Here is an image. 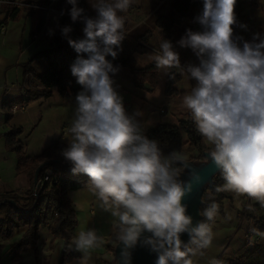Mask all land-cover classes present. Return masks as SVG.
Here are the masks:
<instances>
[{
	"label": "clouds",
	"instance_id": "9594fccd",
	"mask_svg": "<svg viewBox=\"0 0 264 264\" xmlns=\"http://www.w3.org/2000/svg\"><path fill=\"white\" fill-rule=\"evenodd\" d=\"M66 2L71 5V21L84 24V38L68 39L77 53L70 73L80 90L74 98L71 140L60 155L72 174L87 177L85 186L97 207L113 218V236L121 246L119 264H131L130 250L138 243L156 254L154 264H194L192 257L203 256L214 239L211 226L204 221L193 225L182 203L201 178L193 173L187 181L179 179L173 165L180 158L162 154L140 128L141 112L129 114L114 86L120 66L113 61L127 35L125 17L119 13H126L135 0H95L90 5L96 18L85 15L78 0ZM236 2L203 0L202 11L194 18L201 30L187 29L177 41L180 48L193 52L198 64L182 66L172 42L163 38L150 59L170 79L175 76L170 70L178 69L195 81L183 95L182 106L211 145L208 155L224 180L216 191L245 197L264 208V37L254 33L251 41L233 38L234 26L247 28L238 25ZM70 31V26L61 28L65 37ZM247 210L255 211L252 204ZM218 211L213 201L203 216L212 221ZM251 231L264 236L256 228ZM184 233L188 244L181 240ZM66 244L82 254L79 264H88L104 239L96 229H79ZM210 264L222 262L213 258Z\"/></svg>",
	"mask_w": 264,
	"mask_h": 264
},
{
	"label": "crops",
	"instance_id": "0c3cea01",
	"mask_svg": "<svg viewBox=\"0 0 264 264\" xmlns=\"http://www.w3.org/2000/svg\"><path fill=\"white\" fill-rule=\"evenodd\" d=\"M238 1L242 9L241 23L247 25L246 29L240 28V34L243 32L246 35L245 38L251 39L254 33H258L256 30L264 27V0ZM177 2L178 0H135L124 14L127 34L125 37H138L149 30L153 32L147 44L150 51L134 54L138 69L153 64L151 59L148 61L149 54L159 51L162 38L168 39L156 27V21L159 17L171 18L175 13ZM35 7H37L35 3H30L27 0H0V195L7 192L24 191L33 184L30 174L17 171V155L6 147L5 135L12 128L21 127L23 129L18 138L24 143L25 154L30 156L41 154L52 140H60L67 144L71 140L69 128L74 118L76 106L74 98L80 89H78V84L70 71L66 73V77L72 79V94L55 88L49 97L26 100L28 97L26 89L32 86L39 88L42 86L32 73V76H28L30 73L25 72V65L34 54L49 46L47 39V36H51L49 29L52 30L53 35L60 17L59 13L44 8L48 12L46 20L41 30L37 31L38 15L31 10ZM173 30V37L168 40L179 41L182 27L176 26ZM121 47L122 50L129 51V43L126 38L122 41ZM174 49L180 53V58L184 56L187 63L194 60V64H198L196 56L190 49L180 48L177 42ZM31 66L37 73H41L46 68V62L43 58L35 59L31 62ZM118 73L126 80L125 84L133 85V75L129 68L120 67ZM176 73L178 74V69H176ZM165 76L166 86L168 75ZM157 85L158 82L154 87H151L149 82H145L142 88L146 91H154ZM174 85L172 88L176 92L165 94L166 100L170 102L178 92ZM116 89H121V86H117ZM5 99L16 102L13 105L17 107L15 111L8 110L3 106ZM139 99V89L135 87L133 98L126 97L123 103L129 114L133 113V106L141 112L137 120L140 128L146 134L147 130L154 128L162 121L154 122L153 119L145 117L146 103H140ZM164 107L159 108L160 113H165ZM165 110L167 112L168 108L165 107ZM9 113H11L10 117H8ZM179 120L182 119H177L175 123H164L177 124ZM229 195L230 198L224 201V213L217 214L216 220L211 226L214 233L212 246L204 250L203 256L192 257L194 264H210L213 258L221 261L222 264H233L231 261L233 258L246 252L247 245L242 242L236 249L232 248L226 252L229 246L227 239L240 223L239 214L242 206L240 197L237 198L233 193H229ZM68 196L76 210L77 217L73 235L79 229L92 228L96 229L97 234L104 239L103 246L91 252L88 264H112L115 259L111 250V246L114 245L111 223L113 218L109 213L103 212L97 207L95 197L87 190L86 186L70 190ZM26 230L27 227H23L14 232L10 239L0 241V264H13L10 245L19 240ZM64 245V239L54 237L49 226L42 225L39 230L38 252L22 253L21 260L16 264H60ZM77 253L79 257L72 259L68 264H79L82 254ZM225 253L227 255H224Z\"/></svg>",
	"mask_w": 264,
	"mask_h": 264
},
{
	"label": "trees",
	"instance_id": "16d2710c",
	"mask_svg": "<svg viewBox=\"0 0 264 264\" xmlns=\"http://www.w3.org/2000/svg\"><path fill=\"white\" fill-rule=\"evenodd\" d=\"M95 0H78V6L85 9V15L91 18H96V12L91 7V3ZM111 2V0H109ZM37 7L31 10L38 15V22L36 30H41L45 23L47 11L46 7L60 11L59 21L53 35L47 36L49 46L43 50L38 51L25 65V72L32 73L34 77L41 84V88L32 86L26 89L27 101L37 99L40 97H49L53 89L64 90V81L67 78L66 73L70 71V66L77 57V53L68 44V39L79 40L84 38L83 27L81 20L76 22L71 21L69 15V5L66 0H37L35 3ZM203 8V0H178L175 5V13L171 18L159 17L156 21V27L162 31L166 38L173 37V29L176 26L181 27L186 21L188 25L183 26L180 38L185 34L187 29H194V18L199 15ZM241 4L237 0L235 5V13L238 25L241 24ZM123 15L125 13H119ZM70 26L71 31L67 37L61 34V28ZM153 32L151 30L145 32L138 37H125L129 43V51H120L118 57L113 61L114 65L120 67H127L130 69L134 83L138 86H143L145 82H155L158 79V69L155 64L138 69L136 68L134 54H143L147 52V44ZM242 37L244 41H251L240 34V27L234 26V39ZM240 43V41H238ZM43 58L46 62V68L43 72L37 73L31 66V62L35 59ZM111 60V57H108ZM171 73H175L173 79L167 77L165 91L169 94L173 93L175 89L172 85L176 83L179 75L176 69H171ZM16 102L5 99L3 106L10 110ZM9 113L8 117H10ZM23 132L21 127L12 128V130L5 135L6 147L9 151H13L17 155V171L19 173L26 172L30 174L31 178L39 164L43 162H50L39 173V179L47 168H51L55 175H60L56 183L46 182L43 187L36 188L34 181L29 189L24 191L7 192L0 195V241L10 239L14 232L23 227L27 230L23 232L19 240L10 245V254L12 255V262L16 264L22 258V253L38 252L39 230L42 225H48L49 230L56 238H62L65 241L63 251L61 253L60 264H68L72 259L79 257V254L73 249L67 247V242H70L73 236V229L77 225L76 210L68 196V192L73 189L82 188L85 186L87 177L83 174H72L70 171V164H68L60 155V150L66 147L67 143L60 140H52L51 143L39 155H26L24 152V143L18 138ZM183 134L186 139H183ZM149 139H153L159 145L162 154H176L188 155L187 159H202V152L211 150V146L207 145L206 141L196 131L194 123L189 116L186 119L179 120L177 124H169L160 122L154 128L147 130L145 134ZM177 170L182 167L175 163L173 165ZM224 183L221 173L215 177V185L212 189H207L203 193L204 204L201 206V213L213 201L219 205L218 214L224 213V201L229 198L227 192H217L216 187ZM36 193L39 196L36 198ZM7 199L15 201L16 206L9 203ZM30 214L25 215L23 212L30 209L33 204ZM17 207L20 208L17 209ZM256 209L260 208L258 203H255ZM216 217L212 221H207L203 216L202 221L208 223L210 226L214 224ZM247 220L254 221V227L261 233H264V214L255 215L249 212ZM114 240V245L111 250H114L115 244L118 242ZM189 243V242H188ZM186 243V244H188ZM246 252L233 258V264H264V236L252 234L251 239L246 243ZM189 247H194L190 245ZM114 259L112 264H115Z\"/></svg>",
	"mask_w": 264,
	"mask_h": 264
},
{
	"label": "rangeland",
	"instance_id": "374dc122",
	"mask_svg": "<svg viewBox=\"0 0 264 264\" xmlns=\"http://www.w3.org/2000/svg\"><path fill=\"white\" fill-rule=\"evenodd\" d=\"M27 1H29L30 3H37V0H27ZM186 25H188V21H186L181 27L186 26ZM194 29H195V31L201 30L200 25L195 23ZM256 31L258 33H260L262 37H264V27L259 29V30H256ZM173 32H174V30H173ZM241 35L243 37L246 36L243 32ZM176 42L177 41L175 39L172 40L173 46H176ZM148 51H150V49H148V47H147V52ZM153 53L154 52L149 54L148 61H149V59ZM179 55H180V53H179ZM180 60H181L182 66L188 64L184 60V56H181ZM189 62L194 64V60H190ZM135 64H136V68H137L136 60H135ZM178 75H179V78L174 85V87H176L178 92L176 94V97L171 102L169 100H166V98H165V94H169V93L164 91L166 76H165L163 70H160V69H158L157 81L151 82V83L149 82L151 87H154L158 82V85L154 91H146L144 88H142L143 86L142 87L138 86L134 82H133V85L125 84L126 80L123 78V76H121L120 73H118L117 75L114 76V80H115L114 86H116V87L121 86V89H117V91L123 97V100L126 97H129L130 99L133 98L134 88L135 87L138 88L139 93H140V99H139L140 103H146L145 110H144V116L145 117H147L148 119H153L154 122H158L161 120L162 122H171V123L173 122V123H175V121L177 119H186L190 116V113L188 112V110L182 106V97L184 94L190 92L191 88L195 85V81L189 79L187 74H181L178 70ZM175 92L176 91H174L171 94H174ZM164 106L168 108L167 112H166ZM160 107H164L163 108L165 111L164 114L159 112ZM134 111H136L135 106H133V109H132V112H134ZM183 139L184 140L186 139L185 134H183ZM207 145L211 146L208 143H207ZM188 156H189V154L184 155V156L180 155L181 158H185V159H187ZM227 193L229 194V192H227ZM229 198H227L225 201H227ZM240 199H241V205H242L241 210H240V214H239L240 223L234 229L233 234L227 239L229 246H228L226 252H228L232 248L236 249L241 244V242L247 243L249 241V239L246 238V234H247V232L249 234L251 232V229L254 227V221L247 220V215L250 211L247 210L248 205H247L246 199H244L243 197H240ZM254 209H255V211H252V212L256 216L264 214V208L260 207L259 209H256V207L254 206ZM246 229H247V231H246ZM224 255H227V254L225 253Z\"/></svg>",
	"mask_w": 264,
	"mask_h": 264
},
{
	"label": "water",
	"instance_id": "95a60500",
	"mask_svg": "<svg viewBox=\"0 0 264 264\" xmlns=\"http://www.w3.org/2000/svg\"><path fill=\"white\" fill-rule=\"evenodd\" d=\"M209 151L210 150L202 152V156H203L202 159H185L179 157L180 159L177 162V164L182 167L181 170H178L180 173L179 179L181 181L189 180L193 173L198 174L201 178L199 183L193 184V189L191 194L186 196L182 201V203H184L187 206V214L192 217L193 225L197 224L198 222H201L203 219V215L201 213V206L204 204V201L202 199L203 193L207 189L214 188L215 177L220 174V172L215 168V166L211 162V159L208 155ZM49 164L50 162H43L39 164L38 167L36 168L33 177V181L36 188L40 187L39 186L40 171ZM35 195L37 198L39 196V193H36ZM7 201L16 206L14 200L7 199ZM35 204L36 203H34L30 209L24 211L23 213L25 215L30 214ZM17 209L20 210L19 207H17ZM144 235H150V234L145 233ZM141 239H143V237H141ZM181 240L184 244L189 242V237L187 233L181 235ZM118 243L119 242L115 244L113 250L114 258L116 260L115 264H119V260H120L121 246H118ZM130 251H131V264H154L155 262L156 254L150 252V250L146 246H142L141 244L138 243L136 247L131 249Z\"/></svg>",
	"mask_w": 264,
	"mask_h": 264
},
{
	"label": "built area",
	"instance_id": "2783aa9c",
	"mask_svg": "<svg viewBox=\"0 0 264 264\" xmlns=\"http://www.w3.org/2000/svg\"><path fill=\"white\" fill-rule=\"evenodd\" d=\"M46 9L50 10V11H53V12H57V13H61L60 11H57L55 9H52V8H49V7H46ZM28 76H32V74H28ZM78 89H80V86L78 85ZM64 92L67 93V94H72V79L71 78H66L65 81H64ZM16 106H13L11 108V111H15L16 110ZM60 178V175H55L52 171V169L49 167L46 169L44 175H43V178L39 179V186H43L44 183L46 182H49V183H56L58 181V179ZM244 199H246V202H247V205L248 204H252L253 207L255 206V203L254 201H251V200H248L247 198L243 197ZM252 231L248 234H246V238L247 239H251V236H252Z\"/></svg>",
	"mask_w": 264,
	"mask_h": 264
}]
</instances>
